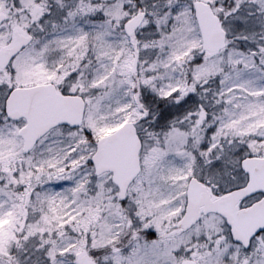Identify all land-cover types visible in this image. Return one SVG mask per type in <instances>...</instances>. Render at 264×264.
Wrapping results in <instances>:
<instances>
[{"label": "snow or ice", "instance_id": "1", "mask_svg": "<svg viewBox=\"0 0 264 264\" xmlns=\"http://www.w3.org/2000/svg\"><path fill=\"white\" fill-rule=\"evenodd\" d=\"M0 264H264V0H0Z\"/></svg>", "mask_w": 264, "mask_h": 264}]
</instances>
